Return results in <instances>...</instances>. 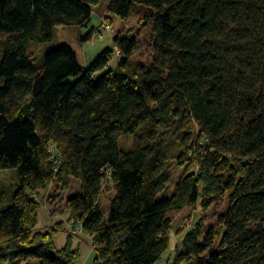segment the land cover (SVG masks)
Listing matches in <instances>:
<instances>
[{
    "label": "trees",
    "instance_id": "obj_1",
    "mask_svg": "<svg viewBox=\"0 0 264 264\" xmlns=\"http://www.w3.org/2000/svg\"><path fill=\"white\" fill-rule=\"evenodd\" d=\"M91 16L151 26L150 65L129 63L132 28L112 37L115 70L112 48L89 67L66 45L35 63L31 47ZM0 55V171L18 178L0 201V264H75L71 235L55 249L58 224L36 231L32 198L72 181L67 209L92 238L93 264H157L169 214L225 192L217 230L190 231L168 264H264V0H0ZM174 164L185 168L170 192Z\"/></svg>",
    "mask_w": 264,
    "mask_h": 264
},
{
    "label": "rangeland",
    "instance_id": "obj_2",
    "mask_svg": "<svg viewBox=\"0 0 264 264\" xmlns=\"http://www.w3.org/2000/svg\"><path fill=\"white\" fill-rule=\"evenodd\" d=\"M121 19L115 18L113 23L109 26L111 32L102 29L103 25H107L103 20L100 21L98 17L91 16V20L86 26H69L58 27L51 43L47 46H36L29 49V53L34 59L35 63L41 64L43 54L48 48L56 47L59 45H66L71 48L77 55L78 63L83 67H89L93 60L104 51V49L112 48L111 42L115 32L125 28H132L138 31V44L136 51L129 59V63L141 61L145 66H149L152 57L151 48V26H141L139 19L130 18L120 21ZM92 31L91 33H89ZM90 34V41L82 42L79 38ZM110 60V69L115 70L118 63V55L116 54ZM1 59V55H0ZM194 132L196 129L193 128ZM133 135L119 137V147L123 150H128L133 144ZM185 167H180L177 164L172 165L170 168L171 181L168 184L169 191L173 189V185L179 176L184 173ZM196 172V168H192ZM18 185V178H16L13 169L0 171V201L3 207L9 206L8 195L11 191L16 190ZM102 191L99 195L98 205L102 208L103 219L106 220L109 212L110 199L114 195V185L107 179L103 181ZM70 190L63 192L60 187L53 182L48 189L33 194V199L38 203L37 213V227L36 231L44 232L50 231L59 225V229L53 233L52 241L55 249L64 248L67 236L71 234L74 243L73 249H78L79 259L75 264H93L92 253V238L85 235L83 232L74 230V222L69 216L67 209V200L72 196L76 189L77 184L72 181ZM227 194L222 193L214 198H207L208 204L199 202L196 205L185 207L184 209L170 213V227L171 232L169 235L170 244L167 251L162 255L157 264H168L180 248L184 236L193 229L199 227L201 233H205L209 228L217 230L216 220L217 217L226 209L228 202Z\"/></svg>",
    "mask_w": 264,
    "mask_h": 264
},
{
    "label": "built area",
    "instance_id": "obj_3",
    "mask_svg": "<svg viewBox=\"0 0 264 264\" xmlns=\"http://www.w3.org/2000/svg\"><path fill=\"white\" fill-rule=\"evenodd\" d=\"M102 29L107 31V32H111V28L108 25H103ZM115 50H116V54L119 55L120 54L119 50H117L116 48H115ZM52 148H53V145L50 147V152H52ZM33 197L34 196H32V198ZM74 230L77 231V232L79 231L81 233L83 232L82 229H81V223L80 222L74 224Z\"/></svg>",
    "mask_w": 264,
    "mask_h": 264
},
{
    "label": "crops",
    "instance_id": "obj_4",
    "mask_svg": "<svg viewBox=\"0 0 264 264\" xmlns=\"http://www.w3.org/2000/svg\"><path fill=\"white\" fill-rule=\"evenodd\" d=\"M120 21H122V20H120ZM71 235V234H70ZM72 243H73V240H72ZM73 247H74V243H73Z\"/></svg>",
    "mask_w": 264,
    "mask_h": 264
}]
</instances>
